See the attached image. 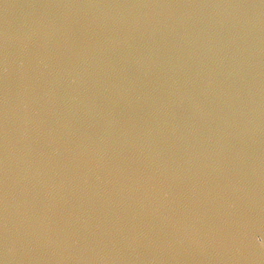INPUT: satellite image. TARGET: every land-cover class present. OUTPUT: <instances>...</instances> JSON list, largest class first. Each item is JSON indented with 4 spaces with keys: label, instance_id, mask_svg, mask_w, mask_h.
<instances>
[{
    "label": "water",
    "instance_id": "95a60500",
    "mask_svg": "<svg viewBox=\"0 0 264 264\" xmlns=\"http://www.w3.org/2000/svg\"><path fill=\"white\" fill-rule=\"evenodd\" d=\"M0 264H264V0H0Z\"/></svg>",
    "mask_w": 264,
    "mask_h": 264
}]
</instances>
